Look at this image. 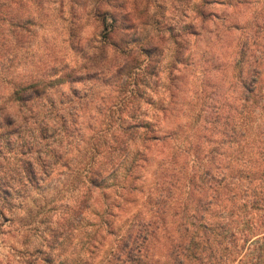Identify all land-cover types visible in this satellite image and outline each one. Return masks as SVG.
Listing matches in <instances>:
<instances>
[{"label": "rangeland", "instance_id": "1", "mask_svg": "<svg viewBox=\"0 0 264 264\" xmlns=\"http://www.w3.org/2000/svg\"><path fill=\"white\" fill-rule=\"evenodd\" d=\"M214 1L202 33L196 17L201 0H106L103 5L100 0H0V97L41 70L81 65L103 33L97 15L106 12L131 25L124 33L128 43L139 46L152 39L159 46L149 57L141 55L135 88L142 98H131L129 107L131 80L118 93L104 81L74 86L78 94L72 110L78 118L67 121L70 132L76 133L74 141H79V130L88 127L96 129L89 131L91 137L98 130L107 133L72 146L69 167L59 168L38 189L27 191L31 197L24 205L1 220L0 264H119L126 257L117 263L114 254L140 244V232L149 237L139 256L143 264L168 262L179 238L177 225L188 219L199 200L197 192L190 194L194 185H189L188 176H196L197 182L200 165L209 152L219 149L214 134L209 145L205 142L211 131L216 132L213 124L220 112L237 104L235 52L253 35V25L264 20V0L241 5L235 0ZM191 26L198 35L189 31ZM115 59L109 52L102 62L106 71L122 62L121 57ZM63 91L70 95L68 86ZM139 106L138 117L162 132L176 131V140L148 145L144 169L130 176L107 166L101 189L89 193L82 172L92 161L87 144L101 145L93 158L95 166L111 161L117 169L122 153L115 151L111 130L128 125L127 116ZM222 160L217 158L215 168L226 163ZM137 252L138 248L134 256Z\"/></svg>", "mask_w": 264, "mask_h": 264}, {"label": "trees", "instance_id": "2", "mask_svg": "<svg viewBox=\"0 0 264 264\" xmlns=\"http://www.w3.org/2000/svg\"><path fill=\"white\" fill-rule=\"evenodd\" d=\"M105 1L100 0L98 4L103 5ZM235 1L241 5L250 0ZM213 2L201 0L196 10L202 33L206 31V23L211 17L209 7ZM97 16L101 17L103 33L97 46L92 48V56L84 59L79 66H62L55 72L41 70V74L32 76L15 86L11 93L0 97V222L13 216L15 208L24 205L23 200L31 197L27 191L38 189L41 181L58 172L59 168L69 167L72 146L95 141L107 133L105 129L98 130L91 137L89 131L95 133L96 129L88 127L79 130V141H74L76 133L70 132L67 121L78 118L72 110L78 94L73 89L75 85L104 81L118 93L131 80L134 88L130 97L126 96L127 104L124 105L129 107L132 100L142 98V93L135 88L140 58L143 54L149 57L157 52L159 46L152 39L139 46L135 42L128 43L124 33L127 34L132 27L126 25L124 19L119 21L116 13L106 12ZM233 25L236 29L240 28L237 22ZM253 28V35L240 42L235 52L233 87L237 93V104L227 112H220L218 121L213 124L216 132L211 131L212 136H208L205 142L211 143L214 134L220 141H214L219 149L208 153L206 162L196 172L197 182L196 176H188L189 185H194L190 194L197 192L199 200L193 212H187L188 219L178 223L179 238L165 264H264V43L260 40L264 39V20L256 22ZM189 31L198 35L192 26ZM174 44L178 42L175 40ZM109 52L115 61V57H121L122 62L106 71L102 62L107 60ZM65 86H68L70 95H65ZM139 110L140 106L133 111L135 114L132 117L127 116L130 119L128 125L111 130L115 151L122 153L117 169L111 161L106 162L104 167L100 164L95 166L94 159L96 154H100L101 145L87 144L92 161L82 172H85L84 183L88 185L89 193L101 189L103 172H108L107 166L112 165L111 172L121 169L120 172H130V176L131 172L144 169L143 162L150 148L148 145L176 140V131L162 132L142 116L138 117ZM207 123L212 125V120ZM220 150H223L222 154H219ZM218 157L226 162L219 167L221 170L215 168ZM171 187L169 183L167 188ZM165 194L168 199L170 192ZM153 232L150 231V234ZM142 235L143 232H140L136 238L140 244L124 246L120 253L113 252V260L119 263L124 255L126 260L119 264H143L139 256L149 237ZM137 248L139 255L134 256Z\"/></svg>", "mask_w": 264, "mask_h": 264}]
</instances>
